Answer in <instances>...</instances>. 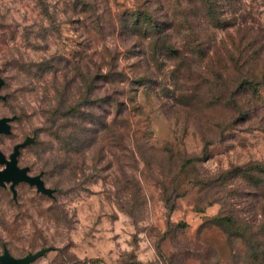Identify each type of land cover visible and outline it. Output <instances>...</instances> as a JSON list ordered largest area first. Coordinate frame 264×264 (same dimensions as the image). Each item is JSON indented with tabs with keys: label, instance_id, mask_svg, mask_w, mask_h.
<instances>
[{
	"label": "rangeland",
	"instance_id": "rangeland-1",
	"mask_svg": "<svg viewBox=\"0 0 264 264\" xmlns=\"http://www.w3.org/2000/svg\"><path fill=\"white\" fill-rule=\"evenodd\" d=\"M90 1L112 16L149 5L167 21L163 0ZM75 2L0 0V119H13L0 150L31 139L19 166L52 191L21 183L13 199L0 187V256L49 248L31 264H264V0H214L213 16L200 0H168L173 51L108 41L121 78L102 86L113 97L96 92V125L68 148L43 111L74 108L77 87L65 84L82 55L93 71L106 58L70 15Z\"/></svg>",
	"mask_w": 264,
	"mask_h": 264
},
{
	"label": "trees",
	"instance_id": "trees-1",
	"mask_svg": "<svg viewBox=\"0 0 264 264\" xmlns=\"http://www.w3.org/2000/svg\"><path fill=\"white\" fill-rule=\"evenodd\" d=\"M167 1L168 0H163L162 4L163 18L168 21H165V25L160 22L162 18L153 15V11L149 8V5L145 7L140 5L141 8L135 10L128 9L122 15L118 16L111 15L108 9V3L106 2L103 8L90 0H76L75 3L69 5L70 15L76 18L81 24L83 31L92 33L94 37L98 38L106 53V58L103 57V60L106 59L107 62L102 60L103 65L97 66L93 71L90 70L87 62H83V59L86 58L82 55L80 57V62H77L75 66V70L78 74L76 81L68 80L65 84V86H68V84L72 83L77 87L76 90L79 93V97L74 102V108L65 106L66 101H62L57 102L56 106L53 105L49 110L47 108L43 111L44 124H48L50 130H54L56 138L63 147L67 146L69 148L72 142H77L78 134L84 131L86 126L93 127L96 125V122L93 120L94 110L96 107L98 108V105L94 103L99 99L96 92L103 91L106 98L113 97V86H107L104 89H102V86L108 82L112 85L116 78H121L122 73L118 72V67L115 65L116 60L107 49L106 44L108 41L113 43L114 40L119 39L123 40V43L131 48L138 47L141 49L146 47L147 52L153 55L167 50L173 51V45H175L171 40L173 22L169 20V12L165 9ZM200 1L207 6L208 13L213 16L212 4L215 5L214 0ZM100 13L102 14L99 16ZM147 52H141L139 54L145 57ZM122 80L123 79L119 81L123 82ZM144 81V77H138L136 79V82H138L140 86L144 84ZM100 82H103V85L98 87V83ZM253 82L254 79L251 81L243 79L241 84L252 85ZM0 99H3L1 95ZM116 103L118 104L119 102L116 101ZM81 104L88 105V111L86 113H80V109H82ZM67 107L72 111L69 113L65 112ZM104 111L109 112L108 110ZM62 120H66L67 125H64V123L61 122ZM59 129H61V132H59ZM256 166L258 173L263 176L264 167L261 165ZM216 221L222 222L220 217H217Z\"/></svg>",
	"mask_w": 264,
	"mask_h": 264
},
{
	"label": "water",
	"instance_id": "water-1",
	"mask_svg": "<svg viewBox=\"0 0 264 264\" xmlns=\"http://www.w3.org/2000/svg\"><path fill=\"white\" fill-rule=\"evenodd\" d=\"M3 85V80L0 78V88ZM12 118H1L0 119V136L8 135L10 133L9 123ZM31 139H26L24 142L19 143L13 147L12 153L9 158L6 159L3 153L0 151V165H3V170L0 171V187L4 188L9 184V189L13 195L16 197V185L23 182L31 187H35L37 193L52 197V191L45 187L43 180L40 176H29L27 174L28 168H18L17 166V156L19 154V149L24 148L26 145L30 144ZM50 249H41L36 253H31L22 258H14L5 249L3 254L0 256V264H31L41 256L48 253Z\"/></svg>",
	"mask_w": 264,
	"mask_h": 264
},
{
	"label": "flooded vegetation",
	"instance_id": "flooded-vegetation-1",
	"mask_svg": "<svg viewBox=\"0 0 264 264\" xmlns=\"http://www.w3.org/2000/svg\"><path fill=\"white\" fill-rule=\"evenodd\" d=\"M2 98H3V97H2ZM9 125H10V123H9ZM16 145H17V144H16ZM14 146H15V145H14ZM14 146H13V147H14ZM21 149H22V148H21ZM21 149H19V153H20V150H21ZM0 151H1V150H0ZM12 151H13V148H12ZM1 152H2V151H1ZM2 153H3V152H2ZM11 153H12V152H11ZM11 153H10V154H11ZM10 154H9V155H10ZM3 155L5 156L6 159L9 158V155L6 156L4 153H3ZM18 156H19V154H18ZM18 156H17V166H18V168H27V167H20V166H19V163H18ZM0 168H1V169H0V171H1V170H3L4 166H3V165H0ZM27 174H28L29 176H33V175H30L29 170H28ZM35 176H36V175H35ZM21 183H23V182H21ZM21 183H19V184H21ZM19 184H17L16 187H17ZM7 185H8V188H9V184H7ZM7 185H6V186H7ZM16 187H15V189H16ZM9 191H10V189H9ZM10 192H11V191H10ZM11 194H12V193H11ZM16 196H17V191H16ZM12 198H13V195H12ZM13 199H14V198H13ZM15 199H16V197H15ZM12 257H13V256H12ZM14 258H15V257H14Z\"/></svg>",
	"mask_w": 264,
	"mask_h": 264
}]
</instances>
